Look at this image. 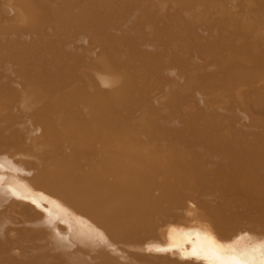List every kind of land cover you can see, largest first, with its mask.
<instances>
[{
  "label": "bare ground",
  "instance_id": "6f19581e",
  "mask_svg": "<svg viewBox=\"0 0 264 264\" xmlns=\"http://www.w3.org/2000/svg\"><path fill=\"white\" fill-rule=\"evenodd\" d=\"M169 251L264 264V0H0V264Z\"/></svg>",
  "mask_w": 264,
  "mask_h": 264
},
{
  "label": "rangeland",
  "instance_id": "374dc122",
  "mask_svg": "<svg viewBox=\"0 0 264 264\" xmlns=\"http://www.w3.org/2000/svg\"><path fill=\"white\" fill-rule=\"evenodd\" d=\"M184 196H189V194L187 193H185L184 194ZM166 213L164 212V215H165ZM167 215V214H166ZM166 218H168V217H165V219ZM172 218V217H171ZM176 218V217H175ZM178 218V217H177ZM176 218V219H177ZM184 218V217H183ZM182 217H179V220H182L183 219ZM177 222H179L178 220H177ZM164 253H166L165 254V256H163L164 254L162 253V256H160V257H157V258H154L153 257V264H156V262H157V264H159L160 262H162V263H160V264H169L168 262H167V260L168 259H171V264H181V262H180V258H177V257H179V256H177V254H176V252L175 253H173V252H164ZM165 257V258H164ZM167 257V258H166ZM177 258V259H176ZM161 259V260H160ZM156 260V261H155ZM158 260H160V261H158Z\"/></svg>",
  "mask_w": 264,
  "mask_h": 264
}]
</instances>
